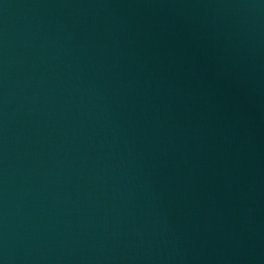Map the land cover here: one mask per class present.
<instances>
[{
  "label": "water",
  "instance_id": "95a60500",
  "mask_svg": "<svg viewBox=\"0 0 264 264\" xmlns=\"http://www.w3.org/2000/svg\"><path fill=\"white\" fill-rule=\"evenodd\" d=\"M264 164V0H0V264H110Z\"/></svg>",
  "mask_w": 264,
  "mask_h": 264
}]
</instances>
